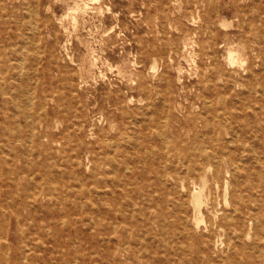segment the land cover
Segmentation results:
<instances>
[{"label": "rangeland", "instance_id": "374dc122", "mask_svg": "<svg viewBox=\"0 0 264 264\" xmlns=\"http://www.w3.org/2000/svg\"><path fill=\"white\" fill-rule=\"evenodd\" d=\"M263 15L264 0H0V264H140L139 229L124 233L153 180L137 166L166 145L158 131L191 141L207 120L235 131L231 148L260 146ZM119 162L135 170L108 175ZM106 177L125 191L95 189ZM52 184L58 200L39 195Z\"/></svg>", "mask_w": 264, "mask_h": 264}, {"label": "bare ground", "instance_id": "6f19581e", "mask_svg": "<svg viewBox=\"0 0 264 264\" xmlns=\"http://www.w3.org/2000/svg\"><path fill=\"white\" fill-rule=\"evenodd\" d=\"M248 38L250 39L249 36ZM238 60L239 56L231 52L230 61L234 63ZM24 72L23 75L22 73L19 74L24 76ZM7 78L10 88L6 91L10 93L9 99L16 102L15 94H22V88L13 85L12 76L9 75ZM240 82L242 81L240 80ZM258 86L247 87V91L250 93L253 91L257 92L259 90ZM34 93L32 95L36 94ZM263 93L260 92V94ZM22 106V103L17 104L19 111L27 114V110ZM146 113L150 114V111ZM256 114L255 112L254 116ZM138 118L136 116V120ZM203 126L206 130L203 134H195L191 141H182L180 143L172 141L166 135L167 133L162 130L158 131V135H160L166 145L163 144L153 150L150 149L149 152L154 157L153 161L151 163L143 161L141 165L137 166L141 171V177L145 179L153 178L152 181H148L150 184L142 186L140 196L137 198L139 200L136 203L134 202V205H137L141 201V206L135 209L134 214L130 215L131 218H128L129 228L124 233V235H127L126 237L132 236L133 228L139 229L140 264H264V136L259 141L260 146L248 148L242 144L240 147L231 148L225 142V134L232 136L234 130H229V128L222 125L217 126L214 123L207 122V120ZM17 135L16 131L11 132L12 139ZM246 155V161H242L241 157ZM124 162L110 164L111 170L108 175L112 176L118 169L120 172L126 171L128 173H132L135 170L134 166H129L128 163ZM228 175L230 177L229 180L226 179ZM101 182L106 185L97 184L95 189L112 186L111 189L109 188L110 190L108 188L103 189V194L105 195L112 194L115 190L114 187H120V191L123 193L128 184L125 181L120 180L117 182V180H111L107 177ZM219 185L223 186V199L225 205H227V209L223 211L222 215L214 209L215 201L212 196ZM57 190L59 188L52 184L49 187V192L39 193V195L45 198L56 197L58 200L60 192ZM260 190L262 194L258 193ZM31 196L28 197L30 198ZM190 201L193 202L192 208L189 204ZM102 204L106 205L107 203L104 202ZM81 205L82 203L80 208ZM122 215L124 216V213ZM205 215H208V219L203 228L201 222L204 221ZM223 235L227 236L228 245L226 247L227 251L230 250L226 256L223 254L226 250L220 248L223 244ZM248 238H250V241H248ZM122 249L119 247L117 251L122 252Z\"/></svg>", "mask_w": 264, "mask_h": 264}]
</instances>
